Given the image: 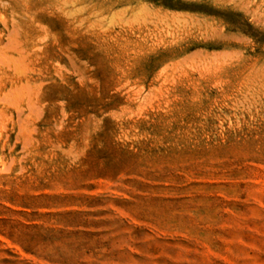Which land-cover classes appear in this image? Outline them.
<instances>
[{"label":"rangeland","instance_id":"1","mask_svg":"<svg viewBox=\"0 0 264 264\" xmlns=\"http://www.w3.org/2000/svg\"><path fill=\"white\" fill-rule=\"evenodd\" d=\"M0 18L41 56L36 107L0 123V264H264V0Z\"/></svg>","mask_w":264,"mask_h":264},{"label":"bare ground","instance_id":"2","mask_svg":"<svg viewBox=\"0 0 264 264\" xmlns=\"http://www.w3.org/2000/svg\"><path fill=\"white\" fill-rule=\"evenodd\" d=\"M10 32L12 31L10 30ZM24 36L26 39L23 42L12 38L11 41H5V43L3 42V34L0 32V123L7 110L16 109L21 115L27 108L34 109L39 101L41 89V84L38 81L41 58L40 51L37 48L39 41L30 40L27 34Z\"/></svg>","mask_w":264,"mask_h":264}]
</instances>
